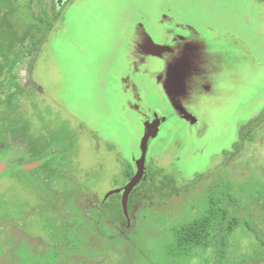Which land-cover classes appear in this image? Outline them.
Segmentation results:
<instances>
[{"label":"rangeland","instance_id":"374dc122","mask_svg":"<svg viewBox=\"0 0 264 264\" xmlns=\"http://www.w3.org/2000/svg\"><path fill=\"white\" fill-rule=\"evenodd\" d=\"M139 23L157 40L191 25L214 56L213 84L187 102L196 124L158 81L163 62L132 70ZM127 75L141 110L169 117L129 215L121 168L138 171L153 124ZM8 141L23 165L45 162L0 175V264H264V0H0V153ZM214 197L240 218L225 251L213 236L173 259Z\"/></svg>","mask_w":264,"mask_h":264},{"label":"flooded vegetation","instance_id":"af4514ba","mask_svg":"<svg viewBox=\"0 0 264 264\" xmlns=\"http://www.w3.org/2000/svg\"><path fill=\"white\" fill-rule=\"evenodd\" d=\"M183 30L187 31V33L169 29L165 32L162 39L157 40L139 23L136 31L137 37L131 47L132 50L129 55V60L134 72H139L142 64H147L153 58L163 62L164 68L160 69L157 73V79L163 84L174 111L182 119L194 125L198 122V119L191 120L185 118L183 114L175 108L174 101L182 104L190 114H194L188 107L187 102L195 98L194 96L197 93L210 89L214 82L217 63L215 62L214 56L208 50L205 41L199 36L198 31L193 26L187 25ZM170 78L174 81L176 80V83L172 82V84H170L168 82ZM122 80L124 82L125 91H129L131 87H133L135 91L133 94L135 102L130 101L131 107L142 115L145 127L148 124H153L152 127L154 130L156 129L158 134L163 123L166 122L169 117L158 111H153L151 114L143 112L138 103L140 99L138 87L131 80V76L127 75L123 77ZM167 84L171 86V93L165 88ZM151 139L152 136L149 137V141ZM8 156L11 158L12 154ZM40 161L42 162L41 164H43V161ZM124 161L125 164L121 168V174L123 177V184H126L131 178V164L129 161ZM115 190L116 188L109 191L110 193H107V196L108 198L113 197L117 204L116 197L120 196L122 199L123 191L119 192ZM108 210H110L109 207Z\"/></svg>","mask_w":264,"mask_h":264},{"label":"trees","instance_id":"16d2710c","mask_svg":"<svg viewBox=\"0 0 264 264\" xmlns=\"http://www.w3.org/2000/svg\"><path fill=\"white\" fill-rule=\"evenodd\" d=\"M11 155L8 167L13 165L20 166L22 171L25 170L23 163L26 160V156L22 153V150L17 144L6 142L2 152L0 153V161L5 158L6 155ZM43 163L45 158L41 159ZM130 166V179L133 178L135 172L132 171ZM8 173H3L2 176H6ZM1 178V177H0ZM211 207L204 216L196 219L185 226L180 227L176 231L175 240L172 244L171 251L173 259L176 258H190L197 247L208 246L209 241L214 236L215 242L220 245L222 252L225 251L229 237L235 231L240 223V218L236 214V207L232 210H226L223 214L218 211L219 205L214 202L215 197L210 199ZM216 201V200H215ZM217 208V209H216Z\"/></svg>","mask_w":264,"mask_h":264},{"label":"water","instance_id":"95a60500","mask_svg":"<svg viewBox=\"0 0 264 264\" xmlns=\"http://www.w3.org/2000/svg\"><path fill=\"white\" fill-rule=\"evenodd\" d=\"M168 82L170 84H172V82H175L176 83V80H172V78H170L168 80ZM166 90L171 93V86L170 85H166L165 86ZM174 105H175V108L181 113L183 114V116L187 119H191V120H195L196 118L193 117L192 114H190L186 109L185 107L174 101ZM153 135V136H156L157 135V131L156 129L154 130L152 126H149V129L147 128V131L142 139V144H141V147H142V152H143V155H142V158L141 160L139 161V165L140 167L138 168V171L137 173L134 175V177L129 181V183H127V185L124 187V196H123V207H124V210H125V213L127 215H129L128 213V200H129V196L131 194V192L134 190V188L140 183L142 177L144 176V171H143V166H144V159L147 155V151H148V142H149V137ZM9 160H10V156H8L7 159L3 160L2 162H0V175L8 168V163H9ZM42 162L41 161H38V162H34V163H30V164H25L24 167L26 169H32L34 168L35 166H38L40 165ZM115 191H120V189H116ZM115 191H112V192H115Z\"/></svg>","mask_w":264,"mask_h":264}]
</instances>
